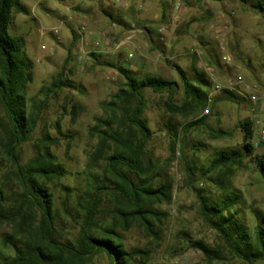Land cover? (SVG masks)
<instances>
[{
	"label": "rangeland",
	"instance_id": "1",
	"mask_svg": "<svg viewBox=\"0 0 264 264\" xmlns=\"http://www.w3.org/2000/svg\"><path fill=\"white\" fill-rule=\"evenodd\" d=\"M256 1L146 0L151 6L143 19L134 13L140 2L126 6L125 0L20 1L23 12L14 11L9 31L24 37L25 54L33 64L27 104L44 100V93L58 76L71 86L46 99L31 140L16 151L19 164H24L47 146L66 169L63 179L49 185L59 215L56 228L60 241L70 243L79 234L71 217H76L75 199L84 188L88 157L96 143L89 130L95 118L104 117L102 105L124 83L114 67L132 70L138 77L175 81V103L180 105L183 86L177 66L191 83L196 84L197 73L203 74L209 83L203 91L213 102L173 117L163 109L166 93L144 90L143 117L152 132L145 163H151L154 186L170 188L169 202L155 206L164 215L161 225L154 236L136 223L124 228L114 220L108 201L103 204L100 223L113 227L127 251L147 253V264H246L225 251L224 259H209L193 244L221 245L199 209L203 199L220 196L223 187L219 183L240 196L239 221L251 227L264 225V180L251 160L253 156L244 150L246 139L239 127L244 121L252 124L253 155L264 156V15L253 8ZM162 12L165 16L155 18ZM219 31L221 42L215 38ZM223 54L230 56L229 64L221 60ZM237 76L242 81L231 92L236 98L224 99V91ZM216 85L218 91H214ZM252 93L263 96L255 116L249 104ZM201 117H205L203 126L186 131L189 123ZM46 135L52 140L43 143ZM221 151H239L242 157L208 173L210 162ZM9 171L0 148V190L5 195L15 190ZM62 186L71 191L64 192ZM63 201L68 215L62 212ZM13 230L0 225V251L2 238ZM84 264H109V260L98 255Z\"/></svg>",
	"mask_w": 264,
	"mask_h": 264
},
{
	"label": "trees",
	"instance_id": "2",
	"mask_svg": "<svg viewBox=\"0 0 264 264\" xmlns=\"http://www.w3.org/2000/svg\"><path fill=\"white\" fill-rule=\"evenodd\" d=\"M20 1L0 0V148L15 184V190L9 195L0 190V225L15 228L11 235L1 240L0 264H84L98 255L106 256L109 264H147V253L127 251L113 227L106 228L100 223L103 204L108 201L112 205L117 224L128 228L129 223H136L148 235H156L164 215L155 206L169 202L170 188L165 184L155 187V178L150 176L151 163H145L146 146L152 132L143 117L144 90L166 93L163 109L176 117L212 104L203 91L209 88V83L201 73H197L196 84L191 83L175 66L183 86V101L177 105L178 83L175 81L150 75L138 77L132 70L114 67L124 83L110 101L102 105L104 117L95 118L89 130L96 143L88 157L89 172L84 188L75 199L76 217H71L80 230L72 242L64 243L58 237L59 215L49 185L63 179L66 169L47 146L24 164H19L16 151L31 140L46 99L71 86L58 76L44 93V100L27 104L26 92L33 80V64L25 54L24 37L9 31L14 11L23 12ZM253 8L264 15V0H257ZM224 94V99L236 98L227 90ZM204 120L205 117H201L189 123L186 131L203 126ZM239 127L246 139L244 150L247 156H253L251 160L264 180V156L253 155L252 124L244 121ZM48 140L52 139L44 136L43 143ZM241 157L239 151H221L212 159L207 172L235 164ZM92 169H99V172H92ZM219 185L223 187L220 196L213 200L203 199L199 209L221 245L209 248L202 242H195L193 247L207 258L224 259L222 251H225L246 264L264 261V225L256 223L251 227L239 221L240 196L226 188L225 183ZM62 190L71 191L63 186ZM61 209L64 214H70L66 201L62 202ZM19 229L26 232L20 233Z\"/></svg>",
	"mask_w": 264,
	"mask_h": 264
},
{
	"label": "built area",
	"instance_id": "3",
	"mask_svg": "<svg viewBox=\"0 0 264 264\" xmlns=\"http://www.w3.org/2000/svg\"><path fill=\"white\" fill-rule=\"evenodd\" d=\"M158 32L161 33L162 32V29H158ZM222 33L221 31L217 32L216 35H215V38L221 42L222 40ZM219 46H220V49H222V45L221 43H219ZM223 50V49H222ZM221 60L226 63V64H229L231 59H230V56L227 55V54H223L221 56ZM242 81V77L240 76H237L233 79V81H231L229 84H228V87H227V91L228 92H232L233 89H234V85L237 84L238 82ZM219 90V87L216 85L214 86V91H218ZM263 99V96L261 95H258V94H255V93H252L249 95V104L252 106V112H253V115L255 116L256 113H257V106L261 103ZM261 139L264 140V132H261Z\"/></svg>",
	"mask_w": 264,
	"mask_h": 264
},
{
	"label": "crops",
	"instance_id": "4",
	"mask_svg": "<svg viewBox=\"0 0 264 264\" xmlns=\"http://www.w3.org/2000/svg\"><path fill=\"white\" fill-rule=\"evenodd\" d=\"M141 3L140 4V7L139 8H136L135 7V10H134V13L136 14V15H139L142 19L143 18H145V11H146V9H147V7L148 6H151V5H149V3H146V0H125V5L126 6H128V5H130V4H134L135 5V3ZM163 16H165V14L162 12L161 14H159L158 16H155V18H157V19H159V18H162Z\"/></svg>",
	"mask_w": 264,
	"mask_h": 264
}]
</instances>
